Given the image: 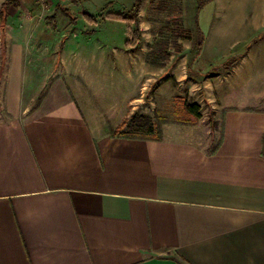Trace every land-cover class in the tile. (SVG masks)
Masks as SVG:
<instances>
[{"label":"crops","instance_id":"obj_1","mask_svg":"<svg viewBox=\"0 0 264 264\" xmlns=\"http://www.w3.org/2000/svg\"><path fill=\"white\" fill-rule=\"evenodd\" d=\"M6 1L0 264H264V102L227 105L213 150L182 130L116 136L139 99L126 73L47 37L59 16L36 34L28 10L2 15ZM214 6L231 29L264 31V0ZM253 39L262 63L264 37Z\"/></svg>","mask_w":264,"mask_h":264},{"label":"rangeland","instance_id":"obj_2","mask_svg":"<svg viewBox=\"0 0 264 264\" xmlns=\"http://www.w3.org/2000/svg\"><path fill=\"white\" fill-rule=\"evenodd\" d=\"M16 3L15 21L28 10L37 34L47 16H59L58 31L52 17L55 31L46 29L47 37L70 40L82 57L106 54L126 73L127 86L135 87L139 99L124 130L139 137L159 139L182 130L200 134L213 150L220 143L227 105L264 102V62L254 60L262 48L250 51L253 38L264 37V31L253 36L231 29L236 26L229 16L216 15L214 0L199 12L197 0H142L134 25L112 16L131 11L136 0ZM133 27L139 33L134 50ZM186 104H198L200 117L189 114Z\"/></svg>","mask_w":264,"mask_h":264},{"label":"trees","instance_id":"obj_3","mask_svg":"<svg viewBox=\"0 0 264 264\" xmlns=\"http://www.w3.org/2000/svg\"><path fill=\"white\" fill-rule=\"evenodd\" d=\"M141 1L142 0H136V3L133 7V9L129 12H124V13H120V14H116V15H113L112 18H116L118 20H126V21H129L131 22L133 25L135 24V21H136V18H137V15H138V11H139V8H140V5H141ZM213 0H197V3H198V12L200 10H202L203 8H205L207 5H209ZM17 4L16 3V0H7L4 4H3V7H2V15L4 14V12L7 10V8L11 5H15ZM197 17H198V13H197ZM52 17L48 18V26H49V29L54 32L55 31V28L54 26L52 25V22L54 21L53 19L50 21ZM133 33H134V37H133V43L135 44L133 46V50L135 49L136 45H138L139 43V40L138 38H136V33L139 35L138 33V29H135L133 27ZM201 32H203L202 28H201ZM229 59L226 60V62L228 61L229 62ZM225 63V62H222L221 65ZM186 110L189 114L191 115H195L196 117H200V113H199V110H200V107L198 104H186ZM128 122L126 121L122 127L120 128V131H118L115 135L116 136H125V137H128V138H133V137H139L138 134L136 133H131V132H127L125 131L124 129L126 128Z\"/></svg>","mask_w":264,"mask_h":264}]
</instances>
